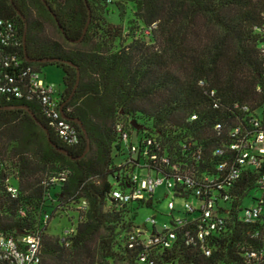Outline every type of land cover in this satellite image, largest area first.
I'll return each instance as SVG.
<instances>
[{
    "label": "trees",
    "instance_id": "1",
    "mask_svg": "<svg viewBox=\"0 0 264 264\" xmlns=\"http://www.w3.org/2000/svg\"><path fill=\"white\" fill-rule=\"evenodd\" d=\"M45 2L49 9L42 0H0V18L15 24V51L23 66L40 73L47 66L60 68L63 113L82 126L67 120L79 138L67 146L49 128L39 104L0 101V232L37 235L41 264H139V247L129 249L126 239L138 227L139 209L153 208L154 199L120 205L110 197L128 180L120 166L126 152L117 125L140 139L155 137L175 162L199 146L198 173L212 172L223 160L214 151L228 145L230 129L247 116L234 107L264 115L259 53L264 0ZM126 4H133L136 20L127 33L107 21L113 9L122 20ZM24 44L35 62L25 61ZM19 106L33 113L50 140ZM194 113L198 117L191 120ZM216 123L223 125L220 135L213 130ZM62 172H67L63 182L51 181ZM258 176L246 170L230 189L231 201L219 209L225 230L208 238L210 256L187 246L180 231L170 250L155 251L154 264H264V208L256 222L240 219L250 191L261 188ZM8 180L15 181L17 198L6 192ZM83 200L87 209L67 242L48 233L53 217L67 210L77 216ZM259 200L253 198V204ZM44 214L50 215L47 223ZM183 214L194 235L200 210ZM247 252H262L263 258H247Z\"/></svg>",
    "mask_w": 264,
    "mask_h": 264
},
{
    "label": "built area",
    "instance_id": "2",
    "mask_svg": "<svg viewBox=\"0 0 264 264\" xmlns=\"http://www.w3.org/2000/svg\"><path fill=\"white\" fill-rule=\"evenodd\" d=\"M260 31L263 37L259 53L264 63V26ZM17 46L15 24L0 18V101L22 100L39 104L47 125L56 137L67 146L76 145L78 132L61 114V91L40 72L23 66L15 51ZM261 78L264 81V69ZM256 90L260 92V86ZM210 95L214 96V92L211 91ZM213 107H219L217 99L213 101ZM234 108L247 113V116L243 122L230 129L228 145L214 151L213 155L223 157V160L212 172L204 171L200 174L197 169L202 158L199 146H194L191 157L175 162L155 137L140 139L122 123L117 125V132L126 152V158L120 166L125 168L123 171L128 180L124 189H112L110 197L120 205L155 199L154 192L160 185H165L164 197H170L167 209L163 212L170 216L168 223L159 224L153 216L127 235V247L140 249L137 254L139 264H154L155 251L170 250L180 231L183 232V240L187 246L197 247L204 256H210L208 238L225 230L224 214H220L219 209L231 201L230 189L241 174L246 170H255L259 174L257 184L264 190V115L257 111L253 114L247 106L236 105ZM197 117L194 113L190 119L196 120ZM222 129L221 123H216L213 128L217 135H220ZM66 177L67 172H62L51 181L63 182ZM6 192L11 198H17L19 190L16 183L8 180ZM176 199L184 200L182 207H176ZM263 204L262 198L256 204L243 208L241 221L247 224L258 221L263 212ZM86 209L87 203L84 200L76 206V221L60 231L59 238L62 242H67L75 234L78 220ZM196 209L200 210L199 226L193 235L186 228L188 221L183 213ZM72 212L74 213L73 210ZM50 219L49 214H44V223ZM246 257L261 260L263 254L247 252ZM0 264H41L39 237L30 233L13 237L0 232Z\"/></svg>",
    "mask_w": 264,
    "mask_h": 264
},
{
    "label": "rangeland",
    "instance_id": "3",
    "mask_svg": "<svg viewBox=\"0 0 264 264\" xmlns=\"http://www.w3.org/2000/svg\"><path fill=\"white\" fill-rule=\"evenodd\" d=\"M112 8V7H111ZM114 11L108 14L107 21L112 24L121 25L124 32H129V28L133 26V22H136V20L133 17L134 13V6L133 4H126V13L125 16H123L122 20L118 17V12L113 9ZM131 23V25L129 24ZM130 39H127V42H129ZM41 74L43 77L46 78L47 81L53 83L58 91H61L63 88L62 84V76L63 73L60 70V68L56 66H47L45 68L41 69ZM11 183L15 184L14 180H10ZM166 194V188L165 185H160L154 192V207L153 208H147L142 207L138 211V217L136 219V225L141 227L145 220H147L150 217H155L156 221L159 224H163L164 222H169L170 216L163 214L164 211L167 209V203L170 197L165 198ZM253 198L256 199H264V190L261 188H255L250 191V194L248 197H246L244 201L245 207L251 206L255 201H253ZM184 200L176 199L175 205L177 208H180L183 206ZM76 221V214L73 213L70 210L59 212L55 217L52 218L48 225V233L53 235H59L60 231L63 227L69 226L71 223H74Z\"/></svg>",
    "mask_w": 264,
    "mask_h": 264
},
{
    "label": "water",
    "instance_id": "4",
    "mask_svg": "<svg viewBox=\"0 0 264 264\" xmlns=\"http://www.w3.org/2000/svg\"><path fill=\"white\" fill-rule=\"evenodd\" d=\"M43 2H44V4L47 6V4H46V2H45V0H42ZM85 1V3H86V5H87V0H84ZM47 9H49V7L47 6ZM18 14H20L19 12H18ZM55 18V17H54ZM58 24V23H57ZM59 26V25H58ZM60 28V27H59ZM60 30H61V28H60ZM85 33V30H84V32H83V34ZM79 41V40H78ZM77 41V42H78ZM23 51H24V58H25V61L26 62H29V63H33V62H35L34 60H31V59H29L28 57H27V54H26V48H25V44L23 45ZM41 62H46V60H42ZM64 104H65V102H63L62 104H61V107H60V110H61V114H62V117L64 118V119H66V120H69V121H72V122H74V123H76V124H78L80 127L82 126V124H81V122L79 121V120H77V119H69V118H67L66 116H65V114L63 113V106H64ZM18 108H20V109H24V110H26V111H28L29 112V114L32 116V118H34V120H35V122L44 130V132L46 133V135H47V137H48V139H49V133H48V130L40 123V121L38 120V119H36V117L33 115V113L32 112H30L29 110H28V108H26L25 106H19ZM134 127H136V128H138L136 125H135V122H132L131 123ZM84 132V135L86 136V133H85V131H83ZM50 140V139H49ZM50 144L51 145H53V143L50 141ZM57 148V147H56ZM58 151L59 152H61V153H63V154H67V151L65 150V149H58ZM88 151V146L86 147V150H85V152L83 153V155L81 156V157H83L85 154H86V152ZM80 157V158H81ZM73 160H76V158H72ZM23 234H25V233H23Z\"/></svg>",
    "mask_w": 264,
    "mask_h": 264
}]
</instances>
